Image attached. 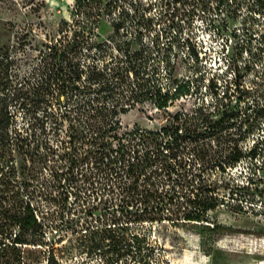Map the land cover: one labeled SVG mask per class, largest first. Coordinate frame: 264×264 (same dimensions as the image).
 <instances>
[{
    "label": "rangeland",
    "instance_id": "374dc122",
    "mask_svg": "<svg viewBox=\"0 0 264 264\" xmlns=\"http://www.w3.org/2000/svg\"><path fill=\"white\" fill-rule=\"evenodd\" d=\"M83 32L94 46L75 61L111 70L121 57L144 78V98L118 115L121 134L142 130L126 158L135 167L107 176L75 163L95 149L86 120L99 113L62 103L56 120L45 104L0 102V120L25 138L0 142V218L22 186L18 200L45 224L40 250L53 248L61 264H264V0H0V50H13L21 73L36 40ZM95 86L93 98L104 93ZM158 89L179 91L158 108ZM176 114L183 129L163 134ZM231 146L246 157L225 170L210 161ZM126 150L113 139L105 152ZM194 186L215 203L203 221L161 218Z\"/></svg>",
    "mask_w": 264,
    "mask_h": 264
},
{
    "label": "trees",
    "instance_id": "16d2710c",
    "mask_svg": "<svg viewBox=\"0 0 264 264\" xmlns=\"http://www.w3.org/2000/svg\"><path fill=\"white\" fill-rule=\"evenodd\" d=\"M74 38L73 42L68 38L52 40L50 43L36 40L34 46L38 53H29L25 57L30 66L24 73L14 68L18 58H15L16 54L11 53L13 50L9 47L1 49L0 102L7 103L6 106L9 102L16 103L20 108L31 105L35 109L42 108L45 104L46 113L53 114L56 120H58L56 113L59 109L62 111V103L68 113H99L87 114L86 120L90 137L95 140V149L84 154L78 153L74 157L75 163L87 161L91 166L90 169L95 168L97 174L104 173L109 176L118 171H126L130 174L135 165L126 158L137 156L139 151L132 142L135 141L133 137L139 135L142 130L137 129L121 134L118 132L121 128L118 115L126 113L129 107L132 108L135 102L144 98L142 95L144 86L142 79L144 78L139 68L124 65L121 57L118 59L119 64L111 70L96 64H83L80 59L75 61L80 54L83 55L85 46L92 48L94 43L89 32H83L77 36L75 34ZM132 81H137L138 85L133 83L132 88ZM98 83L101 86L100 90L104 93L100 97L93 98L92 93L95 92V85ZM138 87L140 89L135 90ZM178 91L176 89L173 93L158 89L153 101L158 108H165L169 106L170 99ZM62 96L65 97L64 101L61 99ZM54 99L60 104L59 108L53 107ZM9 119L0 120V142L7 146L11 145L13 137L17 141L25 139L20 131H17L14 136L9 132L6 128ZM184 124L182 114L170 116L166 126L162 128L163 134L171 136L174 131L182 130ZM261 124L258 122L259 126ZM113 139L118 141L120 147L127 148L121 156L123 158L113 156L112 150L105 152L107 147H112ZM126 139L129 141L125 142ZM80 144L81 141H78L77 148H80ZM49 149L52 153L56 152L52 145H49ZM223 150L225 151L226 148ZM249 155L251 158H257L259 152L250 151ZM244 157L246 155L243 152H236V148L231 146L229 153L216 152L210 161H214L225 170L227 165H235ZM136 164L140 165L141 168L137 169L139 174L143 175L147 168L144 166L145 162ZM0 174V177H4L6 172H0ZM20 187L15 191L17 194L10 199L7 212L0 218V264H61L53 248L49 247L46 252L40 250L38 235L44 233L45 224L34 206L28 202L22 205L18 200ZM180 197L186 198L179 199L177 202H168L162 206L161 210L164 212L161 218L168 210L170 212L166 214L168 221H179L182 216L184 220L203 221L205 213L215 207V203L208 200L207 193L204 194L200 189L196 190L195 186L189 192H183ZM14 226H17L19 233L13 231Z\"/></svg>",
    "mask_w": 264,
    "mask_h": 264
}]
</instances>
